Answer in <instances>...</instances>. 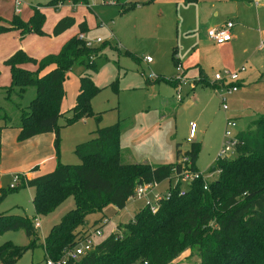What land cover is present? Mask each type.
<instances>
[{"label": "trees", "instance_id": "trees-1", "mask_svg": "<svg viewBox=\"0 0 264 264\" xmlns=\"http://www.w3.org/2000/svg\"><path fill=\"white\" fill-rule=\"evenodd\" d=\"M65 1L49 0L46 5L57 7ZM70 1L87 3V0ZM114 1L123 5V11L139 3ZM44 20L45 15L35 7L28 21L15 15L9 26L0 24V33L16 28L21 34L33 32L43 35ZM74 23L72 16H64L55 23L52 33L58 35ZM79 30H86L84 22L79 24ZM79 34L64 42L57 53L47 54L41 59L18 49L5 60L11 78L8 90L21 95L30 85L36 89L34 98L20 111L18 140L53 132L54 145L58 149V119L65 113L60 105L66 75L76 63L94 71L95 57L100 50V46H87ZM101 45L106 46L107 42ZM126 54L131 55L129 52ZM30 63L37 66L36 70L22 66ZM99 90L89 74L80 75L76 101L70 109L72 115L66 118L65 123L71 124L84 116L94 115L90 100ZM96 117L98 121L99 114ZM0 119L5 120L7 116L0 115ZM95 132L96 136L74 147L80 163L58 162L46 174L30 179L20 177L21 187L34 189L32 203L35 215L30 218L25 214L0 213V234L22 229L30 242L26 245H16L11 241L1 244L0 261L3 264H15L34 246L36 228L33 219L51 212L69 196L74 199V208L43 237L44 261L60 259L88 236L95 223L85 228L87 215L101 211L109 204L122 209L141 183L172 180L181 170L180 156L189 157L190 165L186 167L197 169L195 161L200 150L199 142H191L183 153L178 149L174 163L152 165L121 161V128L118 122L97 127ZM237 136L236 156L221 158L211 165L209 171L217 172V176L209 181L207 188L203 186V179H197L184 194H180L181 183L178 182L170 187L168 197L158 200L154 212L144 204L132 220L119 224L116 232L93 244L92 249L70 264H170L187 248L197 252L199 264H264V116L254 120ZM16 188L20 187L16 185L11 189ZM4 195L2 191L0 201Z\"/></svg>", "mask_w": 264, "mask_h": 264}, {"label": "crops", "instance_id": "crops-1", "mask_svg": "<svg viewBox=\"0 0 264 264\" xmlns=\"http://www.w3.org/2000/svg\"><path fill=\"white\" fill-rule=\"evenodd\" d=\"M39 1L45 0H29V2L24 3L32 7L34 5L37 9H42L39 6ZM126 1H138L139 3L125 11L122 10L123 5L116 3L114 0H87V3L67 0L57 7H46L42 11L45 15L42 30L44 28V34L49 36V40L46 39V41H49V46L40 48L42 46L40 43L46 38L44 37L45 35L30 32L24 36L22 41L20 40L19 43L11 47L8 56H2V58L0 56V60H5L18 49L23 50L36 59H41L45 55L50 54V52L57 53L64 42L72 36L81 33L86 38L92 28L101 26L104 23L106 26L104 27L110 33L103 40L107 42V45L111 43L121 53L123 49L120 48V43H123L126 47L123 50V54L127 56L134 55L137 60L132 58L138 65H140L141 61L146 64H153L154 59L147 62L144 60L145 57H137L128 50L126 43L134 37L145 38L149 30L154 28L156 35H161L163 41L179 40L180 36L183 38L182 42L188 45V52L185 58L181 60L179 56H171V60H173V64L179 63L182 66L186 77L197 80L193 87L185 85L182 88V96L179 99L175 83L167 81L176 76V68L169 78L157 74L163 77L164 80H154L144 76L143 83L152 89L161 84H166L173 87L175 91L174 97L159 94L160 99L157 109L160 118H174L182 100L185 98H188V103H196L198 92L209 90L211 92H208L209 97L218 100L215 95L221 97L225 94V84L215 81L213 78L214 74L224 70L235 71L241 66L244 67V70L239 72L238 89L233 93H239V88L244 87L245 90L243 92L247 96L249 95L247 89L256 86L263 91L262 99L264 103V46L259 45L260 41L264 39V0H152L151 2H148V0H123V2ZM21 3L22 0H0L1 25H9L8 21L13 15H23V9L26 6L24 4L21 9ZM106 11L112 15L109 19L107 14H105ZM64 16H72L75 23L60 34L54 35L52 30L55 23ZM103 19L108 22L103 21ZM228 20L233 22L231 40L222 44H217L210 40L207 36V30L211 27L222 26ZM82 22L85 23L86 27L84 32L79 30V24ZM11 33L14 34L13 37L15 39L18 37V31ZM4 34L6 32L0 34V39L3 38ZM41 38L42 41L40 40ZM19 39H21L20 35ZM30 40L33 43H30ZM156 48L158 49V46ZM126 52L131 53V55L126 54ZM23 67L30 70L36 68L35 64L31 63ZM69 82L71 84V93L69 95L68 90L66 91L64 88V96L60 105L61 111H65L62 109V105L67 96L68 103L72 104L78 94L79 80L72 78ZM6 83L7 85L10 83V76L9 81H1L0 77V87L5 86ZM143 87L138 86L136 88ZM243 98L245 97L240 96V99ZM262 107L264 108V106ZM227 111L236 120V132L247 130L254 120L264 116L263 113L257 116L258 114L254 111L242 107L239 103V94L233 98L231 105L227 106L225 113ZM8 118L10 121L0 120V194L2 191L5 192L0 201V213H23L31 218L35 213L32 203L34 189L27 186L21 187V181L17 184L20 188L11 189L10 184L13 181V176L20 175L22 178L30 179L51 172L57 163L61 162L59 148L57 150L55 148V135L53 132L40 133L24 140H18L20 117L15 120L7 116ZM239 121L241 122L240 128L237 129ZM246 126L247 129L243 130V127ZM197 132L196 124L194 136L190 137L188 133L187 140L189 137L190 140H188L187 147L185 148V145L177 141L174 146L173 159L161 164L174 163L176 151L178 149L182 153L187 151L191 142H199L201 146L202 143L199 140V135L197 136ZM73 141L75 145L76 143L78 144L77 136ZM121 152L131 162H147L134 160L135 158L131 152L122 146ZM25 204L31 205L32 209L29 212L25 210ZM104 210L102 209L100 212L102 213ZM108 222L107 220L104 224ZM94 228L95 226L89 232L93 231Z\"/></svg>", "mask_w": 264, "mask_h": 264}, {"label": "rangeland", "instance_id": "rangeland-1", "mask_svg": "<svg viewBox=\"0 0 264 264\" xmlns=\"http://www.w3.org/2000/svg\"><path fill=\"white\" fill-rule=\"evenodd\" d=\"M27 1L29 2V0H22L21 9L24 7V2ZM47 2L46 0L39 1V6L42 8H39L41 12L44 8L50 7L46 5ZM25 6L23 15H17L21 20L28 21L34 14L35 7L34 5L33 7L29 6V4H25ZM105 14H107L108 19L112 16L107 11ZM14 16L11 17L8 23H10ZM103 21L108 22L104 19ZM104 26L103 23L101 26L92 28L85 38L92 42L91 46L97 47V44L100 46V50L95 57L96 69L94 71L86 70L83 65L76 63L66 75L63 88L66 91L68 90L69 95L71 93L69 80L73 78L78 81L80 75L85 73L90 75L93 83L100 90L90 100L92 110L95 114L92 116H84L71 124H66L65 121L67 117L72 115L70 109L75 102L73 101L72 104L68 103V96L65 99L62 105L65 113L58 119V124L60 125L58 148L61 162L64 164L80 163L78 156L74 152L75 143L73 140L76 139V136L79 140L77 141L78 143L83 142L96 136L95 131L97 127L102 128L118 122L121 128L120 146L127 148L135 158L134 160L147 161L155 165L166 163L173 159L174 146L177 141L185 145V148L187 147L190 123L194 121L197 124V136L199 135V140L202 143L195 161V166L198 170L209 174V169L223 142V127L228 118H234L228 111L225 113L226 110L221 107L220 96L213 93L218 98V100H215L209 97V93H211L209 90L198 92L199 95L197 96L196 103H188V98H185L182 100L174 118L166 117L162 119L159 117L160 115L157 109L160 99L159 94L174 97L175 91L173 87L161 84L152 89L143 83L144 76L158 80L163 78L158 76L161 74L165 78H169L176 68L173 60H171V56H179L183 60L188 52V45L182 42L183 38L181 36L179 40L163 41L161 35H156V31L152 28L145 38L139 39L134 37L126 43L128 50L133 52L137 57H145L148 55L151 59H154L153 64H146L144 61H141L140 65H138L132 56L123 54V50L126 48L123 43H120V48L123 49L121 53L111 43H108L106 46L101 45L104 42V38L110 34L105 28L106 26ZM15 31H18V37L16 39L13 37L14 34L11 33ZM4 32L6 34L0 39L1 58L2 56H8L11 47L19 43L20 40L22 41L24 36L30 33L21 34L20 30L16 28ZM19 35L21 39H19ZM44 37L46 38L40 43L42 45L40 48L49 46V41H46V39L49 40V36L45 35ZM97 37L101 39L100 42L96 41ZM40 40L42 41V38ZM29 42L33 43L32 40ZM157 46L158 49L156 48ZM176 49L178 54L176 53ZM5 60H0L1 81H9L10 76V69L5 63ZM151 73L156 74V77L151 78ZM182 74L184 75V70H182ZM169 81L174 82L176 88L177 80L175 76L169 79ZM9 85L10 83L8 85L6 83L5 86L0 87V115H6L15 120L16 118L18 119L20 111L34 98L36 89L33 85H30L26 87L21 95H18L14 90H8L7 87ZM138 86L144 87L136 88ZM244 90V87H240L239 93H237L239 94L240 105L245 109L254 111L258 114L257 116H260L262 113L264 114V108L262 107L264 106L262 89L252 86L247 89V93H249L247 96L244 94ZM237 94H225L227 106L231 105L233 98ZM240 96L245 98L240 99ZM97 114L100 117L98 121L96 120ZM0 120L10 121L9 118ZM240 123L239 121L237 129L240 128ZM243 128L245 130L247 126ZM235 131L237 130L235 129ZM235 156L236 152H232L229 158ZM120 158L122 162H131L122 152ZM216 176L217 173H213L209 178L214 179ZM174 182L175 180L173 179L168 182L162 181L155 188V191L164 194L170 187H173ZM148 199L151 201L154 200L152 194L148 195ZM144 203L145 198H130L123 209H118L114 205L109 204L103 208L105 209L103 211L104 214L98 211L87 215L85 228L88 229L90 228V224L95 223L93 231L96 229L100 231L99 234L91 232V241L93 244L100 242L110 233L116 232L117 224H124L132 220L135 213L144 206ZM74 206V199L69 196L51 212L37 216L40 220V227L36 228L34 246L27 250L15 264H44L43 237ZM31 209L30 204H25V210L27 212ZM107 220L109 222L104 224ZM91 228L90 230H92ZM7 241H11L16 245H26L30 242V238L26 236L25 231L22 229L9 230L0 234V245ZM0 264L3 263L0 261ZM170 264H199V257L194 249L187 248Z\"/></svg>", "mask_w": 264, "mask_h": 264}, {"label": "built area", "instance_id": "built-area-1", "mask_svg": "<svg viewBox=\"0 0 264 264\" xmlns=\"http://www.w3.org/2000/svg\"><path fill=\"white\" fill-rule=\"evenodd\" d=\"M233 26V22L231 20H228L223 24L222 26L219 27H211L207 30V36L210 40L217 44H222L225 42H228L232 38L231 34V28ZM79 37L84 39L86 41L87 46H91L92 42L85 39L82 34H79ZM97 42H100L101 39L97 38ZM260 46H264V39H262L259 43ZM145 61L150 62L152 59L150 56H145L144 58ZM182 66L177 63L176 64V80H177V85H176V93L177 97L180 99L182 96V88L187 85L189 87H193L197 80L196 79H190L182 74ZM244 70V67L241 66L239 69L235 71H229V70H224L222 72H216L214 74V80L217 82H220L221 84H225V94H231L238 89V84L237 81L239 79V72ZM151 78L156 77V74L151 73L150 75ZM228 83V84H227ZM227 84V85H226ZM225 94H223L220 97V103L221 107L226 110L227 109V104L225 100ZM236 127V120L233 118H228L225 127L223 130V142L221 144V148L218 151L214 161H218L221 158H226L229 157V155L232 152H235V147L239 143L238 140V132L235 131ZM196 129V124L194 122L190 123V130H189V135L190 137L194 136ZM190 137L188 140H190ZM178 163L181 164V170L180 172L176 173L175 176L173 177V180H175L174 185L177 184L178 182L181 183V189H180V194H184L186 189L189 187V185L197 179H203L204 181V188H207L210 179V175L212 176L213 173L217 172H210L209 174L200 171L198 169H191L190 167H186L190 165V159L186 155H182L178 158ZM20 180V175H14L13 176V181L10 184V188H13L17 185V183ZM159 185V183H141L137 185L134 189V194L130 198H145V205H148L150 210L154 212L157 208V203L158 200L161 199L162 197H168L170 194L169 189L164 193L160 194L157 191H155V188ZM173 185V186H174ZM152 194L154 200L151 201L148 199V195ZM33 225L35 228L40 227V222L39 218L35 217L33 219ZM91 232L95 233H100L99 230H94ZM91 232H89L88 236L82 240H80L73 248L67 250L65 254L58 260H52V259H47L44 261V264H70L71 261H74L79 258L80 255L84 254L85 252L89 251L93 247V242L91 241ZM135 264H145L144 262H137Z\"/></svg>", "mask_w": 264, "mask_h": 264}]
</instances>
